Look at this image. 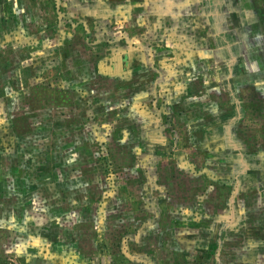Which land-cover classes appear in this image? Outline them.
<instances>
[{"label":"rangeland","instance_id":"1","mask_svg":"<svg viewBox=\"0 0 264 264\" xmlns=\"http://www.w3.org/2000/svg\"><path fill=\"white\" fill-rule=\"evenodd\" d=\"M0 264H264V0H0Z\"/></svg>","mask_w":264,"mask_h":264}]
</instances>
